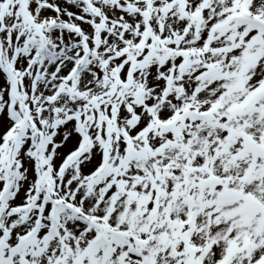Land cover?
Masks as SVG:
<instances>
[{"label":"snow or ice","instance_id":"1","mask_svg":"<svg viewBox=\"0 0 264 264\" xmlns=\"http://www.w3.org/2000/svg\"><path fill=\"white\" fill-rule=\"evenodd\" d=\"M0 264H264V0H0Z\"/></svg>","mask_w":264,"mask_h":264}]
</instances>
